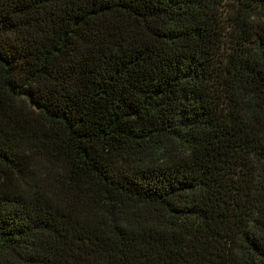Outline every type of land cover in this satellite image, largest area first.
I'll return each mask as SVG.
<instances>
[{"label": "trees", "instance_id": "obj_1", "mask_svg": "<svg viewBox=\"0 0 264 264\" xmlns=\"http://www.w3.org/2000/svg\"><path fill=\"white\" fill-rule=\"evenodd\" d=\"M0 264H264V0H0Z\"/></svg>", "mask_w": 264, "mask_h": 264}]
</instances>
